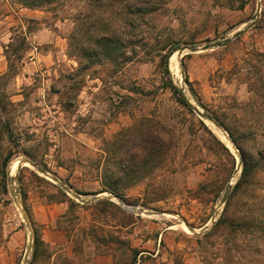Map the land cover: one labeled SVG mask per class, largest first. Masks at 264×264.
Instances as JSON below:
<instances>
[{
    "label": "rangeland",
    "instance_id": "rangeland-1",
    "mask_svg": "<svg viewBox=\"0 0 264 264\" xmlns=\"http://www.w3.org/2000/svg\"><path fill=\"white\" fill-rule=\"evenodd\" d=\"M129 248L264 264V0H0V264H130Z\"/></svg>",
    "mask_w": 264,
    "mask_h": 264
},
{
    "label": "trees",
    "instance_id": "trees-1",
    "mask_svg": "<svg viewBox=\"0 0 264 264\" xmlns=\"http://www.w3.org/2000/svg\"><path fill=\"white\" fill-rule=\"evenodd\" d=\"M22 5L28 7V8H37V7H41V6H44V5H49L51 4L52 2H54V0H19ZM242 5H240L239 8H241ZM169 89L171 91V93L175 94L178 96V100L181 101L182 104H185L187 107L190 106L184 99L183 97H181V94H180V90L178 89L177 86L169 83ZM217 120V119H216ZM220 124V123H219ZM221 125V124H220ZM232 141L234 142V144L237 145L236 143V140L234 139V137H232ZM164 145L163 142H160L159 143V146H158V149L154 150V153L155 152H159L160 154H164L165 153V150L162 148ZM145 148H150L149 147H145ZM147 150H150V151H153V148L151 147V149H147ZM239 150H240V158H241V161H242V165H243V168H242V177L246 176V174H248V172L251 170V168L248 167V162L246 161V156H245V152L243 151V149H241V147H239ZM10 160V157L9 156H6V158L4 159V167H6L8 161ZM103 189L99 192H104V191H109L111 193H113L114 195L120 197L122 200H124L121 195L119 193H117L116 191H114V189H112L111 187L109 186H105L103 185ZM77 194H87V193H83V192H79V191H76ZM98 193V192H97ZM68 201L70 202V206L72 207L73 205H77L72 199L68 198ZM99 202H106L110 205H113L115 206L111 201L107 200V199H103V200H98L96 203H99ZM144 205V204H143ZM132 215H128V218L131 220L132 219ZM42 241L40 240H36V238L34 239V249H33V253H32V258H31V262H35L36 259H37V255H38V249H39V245L41 244ZM129 251L132 255V261L130 262V264H134L135 263V259H136V256L138 255V252L129 248Z\"/></svg>",
    "mask_w": 264,
    "mask_h": 264
},
{
    "label": "water",
    "instance_id": "water-1",
    "mask_svg": "<svg viewBox=\"0 0 264 264\" xmlns=\"http://www.w3.org/2000/svg\"><path fill=\"white\" fill-rule=\"evenodd\" d=\"M198 50H199V48H198L197 46L186 45L182 50H180V52H179V56H181L182 51H186V52H196V51H198ZM193 110H194V112H195L197 115H199V116L205 117V118H207V119L210 118L209 115H207V114H202V112H201V110L199 109L198 106H194V107H193ZM231 145L233 146L232 143H231ZM24 163H27V164H29V165H31V166H33V167H35V168L38 169V166H37L35 163H32V162H30V161H22V162H20L19 166H21V164H24ZM19 166H18V167H19ZM100 196H103V194H101V195H96V196L93 197L91 200H92V201H95V200H97ZM121 205H123L124 208H126L128 211H130V212H132V213L141 214V213L144 212L143 209H138V208L135 207V206H127V205H125V204H123V203H121ZM22 212H23L25 218L28 219V215H27V213H26V210H25L23 207H22ZM153 214L158 215V216H162V215H164V214H174V213H167V212H154ZM213 222H214V217L211 219L210 224H213ZM205 229H207V226L203 227V228L201 229V231H203V230H205Z\"/></svg>",
    "mask_w": 264,
    "mask_h": 264
},
{
    "label": "bare ground",
    "instance_id": "bare-ground-1",
    "mask_svg": "<svg viewBox=\"0 0 264 264\" xmlns=\"http://www.w3.org/2000/svg\"><path fill=\"white\" fill-rule=\"evenodd\" d=\"M224 138V137H223ZM225 139V138H224Z\"/></svg>",
    "mask_w": 264,
    "mask_h": 264
}]
</instances>
